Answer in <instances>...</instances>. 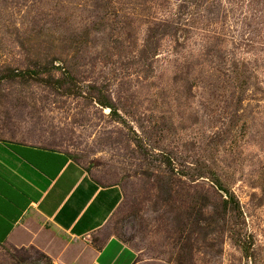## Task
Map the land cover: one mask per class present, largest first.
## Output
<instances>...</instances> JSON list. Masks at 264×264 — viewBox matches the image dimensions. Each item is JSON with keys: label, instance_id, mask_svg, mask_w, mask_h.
Returning a JSON list of instances; mask_svg holds the SVG:
<instances>
[{"label": "rangeland", "instance_id": "1", "mask_svg": "<svg viewBox=\"0 0 264 264\" xmlns=\"http://www.w3.org/2000/svg\"><path fill=\"white\" fill-rule=\"evenodd\" d=\"M0 140L118 187L141 262L264 264V0H0Z\"/></svg>", "mask_w": 264, "mask_h": 264}, {"label": "crops", "instance_id": "2", "mask_svg": "<svg viewBox=\"0 0 264 264\" xmlns=\"http://www.w3.org/2000/svg\"><path fill=\"white\" fill-rule=\"evenodd\" d=\"M121 201L67 153L0 140V246L37 249L50 264H147L109 234Z\"/></svg>", "mask_w": 264, "mask_h": 264}]
</instances>
